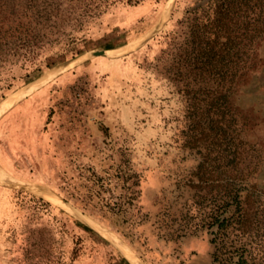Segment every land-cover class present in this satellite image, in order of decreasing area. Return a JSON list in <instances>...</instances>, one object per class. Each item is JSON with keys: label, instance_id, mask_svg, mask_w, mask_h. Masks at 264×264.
<instances>
[{"label": "rangeland", "instance_id": "obj_1", "mask_svg": "<svg viewBox=\"0 0 264 264\" xmlns=\"http://www.w3.org/2000/svg\"><path fill=\"white\" fill-rule=\"evenodd\" d=\"M203 5L109 0L0 67L1 103L64 60L120 49L70 63L0 115V264H133L113 242L141 264H264V38L236 80L200 77L190 32ZM219 91L231 125L222 142L200 139ZM217 150L225 172L203 171Z\"/></svg>", "mask_w": 264, "mask_h": 264}, {"label": "trees", "instance_id": "obj_2", "mask_svg": "<svg viewBox=\"0 0 264 264\" xmlns=\"http://www.w3.org/2000/svg\"><path fill=\"white\" fill-rule=\"evenodd\" d=\"M108 4L109 0H0V67L34 57L42 46L81 26ZM204 6L207 9L195 18L190 32L196 52L193 64L202 78L212 73L221 78L228 70L236 80L252 66L254 45L264 38V0H204ZM224 96L219 91L202 106L196 121L200 139L222 142L225 137L231 121ZM216 152L217 156L208 153L200 163L203 171L210 168L220 174L229 164V171H237V147L229 164L222 150Z\"/></svg>", "mask_w": 264, "mask_h": 264}, {"label": "bare ground", "instance_id": "obj_3", "mask_svg": "<svg viewBox=\"0 0 264 264\" xmlns=\"http://www.w3.org/2000/svg\"><path fill=\"white\" fill-rule=\"evenodd\" d=\"M119 50H120L119 48L107 49L106 54L108 55L109 53H117ZM119 53H117V54H119ZM110 56H112V55H110ZM81 58H83V57L81 56V57L77 58L76 60L71 61L70 63H73V62L75 63L76 61L80 60ZM70 63H68L66 65H62V66L52 67V68L46 70L40 77H38L37 79L28 83L25 87L22 86L21 88H19L20 90L17 89L18 91L17 90H16V92L14 91V93L10 94L7 98H5L0 103V115L1 114L3 115L13 104L18 102L21 97H23L25 94L30 92L33 88H35L36 86H38L42 82L54 77L56 74H58L60 71H62L67 65L68 66L71 65ZM0 173L2 174L3 179H4L6 177V175L2 172H0ZM120 248L122 249L124 254L128 257V259H130L132 261L133 264H141L139 262L137 256L133 253V251L131 249H129L127 247V245L125 246V245L121 244Z\"/></svg>", "mask_w": 264, "mask_h": 264}, {"label": "water", "instance_id": "obj_4", "mask_svg": "<svg viewBox=\"0 0 264 264\" xmlns=\"http://www.w3.org/2000/svg\"><path fill=\"white\" fill-rule=\"evenodd\" d=\"M162 24L163 23H160V25H159V27L160 26H162ZM153 34V33H152ZM151 34V35H152ZM150 35V36H151ZM146 39L147 38H145L144 40H142L140 43H138L137 45H134L132 48L133 49H135V48H137V47H139V46H141L145 41H146ZM106 50L107 49H102V50H97V51H89V52H83V53H80V54H78L77 56H75V57H72V58H70V59H67V60H64V61H62V62H60L59 64H56V65H54V66H52V67H57V66H62V65H66V64H68V63H70L71 61H73V60H76L77 58H79V57H86V56H92V55H95V56H97V55H106L107 56V54H106ZM51 67V68H52ZM43 74V73H42ZM41 74V75H42ZM40 75V76H41ZM40 76H38V77H40ZM37 77V78H38ZM37 78H35V79H37ZM34 79V80H35ZM28 84V83H27ZM26 84V85H27ZM26 85H24V87L26 86ZM17 103V102H16ZM15 103V104H16ZM15 104H13L10 108H12ZM9 108V109H10ZM8 109V110H9ZM7 110V111H8ZM1 118V117H0ZM36 190L37 191H39V192H42V193H47V194H54V195H57V196H59L58 194H56L53 190H51V189H48V188H36ZM64 202H66V203H68L66 200H64ZM77 211V210H76ZM78 212V211H77ZM78 214H80V215H83L81 212H78ZM97 229V231H99L103 236H105V237H107L105 234H103L98 228H96ZM109 238V237H108ZM113 242V241H112ZM118 248H120L115 242H113ZM121 249V248H120ZM122 250V249H121Z\"/></svg>", "mask_w": 264, "mask_h": 264}]
</instances>
